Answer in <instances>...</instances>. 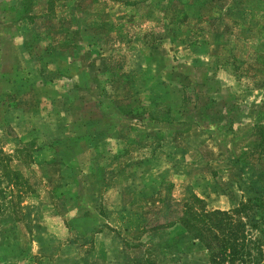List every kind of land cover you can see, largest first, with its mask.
<instances>
[{
    "label": "rangeland",
    "instance_id": "374dc122",
    "mask_svg": "<svg viewBox=\"0 0 264 264\" xmlns=\"http://www.w3.org/2000/svg\"><path fill=\"white\" fill-rule=\"evenodd\" d=\"M3 154L0 264H209L184 204L264 202V0H0Z\"/></svg>",
    "mask_w": 264,
    "mask_h": 264
},
{
    "label": "trees",
    "instance_id": "16d2710c",
    "mask_svg": "<svg viewBox=\"0 0 264 264\" xmlns=\"http://www.w3.org/2000/svg\"><path fill=\"white\" fill-rule=\"evenodd\" d=\"M11 159L9 154L1 156L0 178L18 186L19 174L3 165ZM183 207L179 223L206 248L209 264H264L263 199L252 197L237 208L221 211L208 210L202 200L192 196Z\"/></svg>",
    "mask_w": 264,
    "mask_h": 264
}]
</instances>
